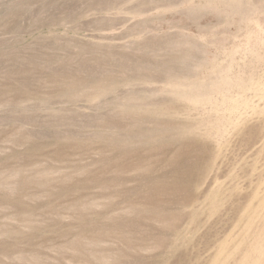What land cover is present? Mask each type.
<instances>
[{"label": "rangeland", "instance_id": "obj_1", "mask_svg": "<svg viewBox=\"0 0 264 264\" xmlns=\"http://www.w3.org/2000/svg\"><path fill=\"white\" fill-rule=\"evenodd\" d=\"M0 264H264V0H0Z\"/></svg>", "mask_w": 264, "mask_h": 264}]
</instances>
